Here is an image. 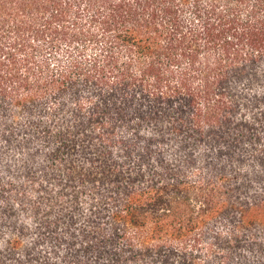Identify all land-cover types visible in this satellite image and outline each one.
<instances>
[{
  "label": "trees",
  "instance_id": "16d2710c",
  "mask_svg": "<svg viewBox=\"0 0 264 264\" xmlns=\"http://www.w3.org/2000/svg\"><path fill=\"white\" fill-rule=\"evenodd\" d=\"M0 264H264V0H0Z\"/></svg>",
  "mask_w": 264,
  "mask_h": 264
}]
</instances>
